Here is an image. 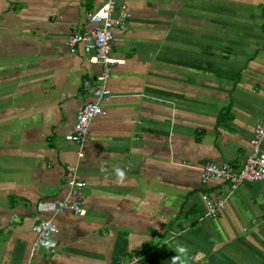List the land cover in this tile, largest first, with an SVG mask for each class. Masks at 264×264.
Masks as SVG:
<instances>
[{
  "label": "crops",
  "instance_id": "1",
  "mask_svg": "<svg viewBox=\"0 0 264 264\" xmlns=\"http://www.w3.org/2000/svg\"><path fill=\"white\" fill-rule=\"evenodd\" d=\"M106 1L0 0V264H264V182L199 181L205 162L240 168L264 118V0H112L122 62L75 145L98 66L66 39ZM67 167L84 215L38 211L70 197ZM203 194L224 200L214 219ZM43 218L52 250L32 249Z\"/></svg>",
  "mask_w": 264,
  "mask_h": 264
},
{
  "label": "built area",
  "instance_id": "2",
  "mask_svg": "<svg viewBox=\"0 0 264 264\" xmlns=\"http://www.w3.org/2000/svg\"><path fill=\"white\" fill-rule=\"evenodd\" d=\"M130 14L124 5L116 6L112 0H108L89 13L86 21L92 25L88 30L72 33L66 39V46L70 53L81 52L89 65L98 66V73L93 82L84 79L81 82V91L90 99L83 101L77 109L70 132L65 135V141L80 145L87 135L88 125L91 120L102 114L100 102H106L110 98L107 81L110 76V68L122 61L111 57L110 43L112 31L122 28L128 21ZM264 138V118L254 127L250 140V152L243 165L236 169L228 163L205 162L200 166L199 181L206 185L210 181H219L226 184L229 189H235L242 183L264 182V152L260 151V145ZM81 155L78 154V157ZM64 186L67 188L69 198L56 201H45L38 205V211L55 215L67 211L76 216H83L84 210L76 193L84 184L73 176V169L67 167L64 176ZM201 201L205 209L198 220L214 219L224 208V200L215 195L210 198L203 194ZM34 241L32 249L42 248L52 250L55 248L53 235L57 228L49 218L40 219L33 227ZM131 261H136L132 258ZM119 264V263H115Z\"/></svg>",
  "mask_w": 264,
  "mask_h": 264
},
{
  "label": "clouds",
  "instance_id": "3",
  "mask_svg": "<svg viewBox=\"0 0 264 264\" xmlns=\"http://www.w3.org/2000/svg\"><path fill=\"white\" fill-rule=\"evenodd\" d=\"M181 251H184L183 249H181Z\"/></svg>",
  "mask_w": 264,
  "mask_h": 264
}]
</instances>
